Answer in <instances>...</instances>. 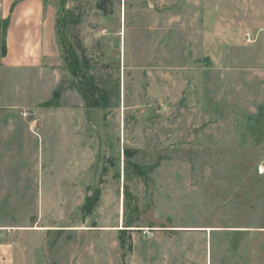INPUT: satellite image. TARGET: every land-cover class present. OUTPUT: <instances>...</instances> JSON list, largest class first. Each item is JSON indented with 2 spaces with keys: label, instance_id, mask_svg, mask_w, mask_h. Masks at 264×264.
<instances>
[{
  "label": "rangeland",
  "instance_id": "1",
  "mask_svg": "<svg viewBox=\"0 0 264 264\" xmlns=\"http://www.w3.org/2000/svg\"><path fill=\"white\" fill-rule=\"evenodd\" d=\"M45 6L72 51L0 66V228L21 229V264H264V0ZM4 31L0 0V51ZM91 77L110 106H85Z\"/></svg>",
  "mask_w": 264,
  "mask_h": 264
},
{
  "label": "crops",
  "instance_id": "2",
  "mask_svg": "<svg viewBox=\"0 0 264 264\" xmlns=\"http://www.w3.org/2000/svg\"><path fill=\"white\" fill-rule=\"evenodd\" d=\"M1 17L5 25L3 42L7 52L1 58V67L21 69L32 48L56 46L57 19L45 6V0H1ZM35 51V49H34ZM0 228V264H21V229L9 235Z\"/></svg>",
  "mask_w": 264,
  "mask_h": 264
},
{
  "label": "trees",
  "instance_id": "3",
  "mask_svg": "<svg viewBox=\"0 0 264 264\" xmlns=\"http://www.w3.org/2000/svg\"><path fill=\"white\" fill-rule=\"evenodd\" d=\"M7 24V22H5V25ZM57 34L59 37V41L62 43L63 47H64V56L66 57V52H70L72 50H69V45H67L64 41V34H63V29L61 27V25L58 26L57 28ZM66 51V52H65ZM7 52V48L5 43L3 42L1 51H0V61L1 58L3 56H5ZM64 57V58H65ZM66 59V58H65ZM1 63V62H0ZM72 63V61H71ZM83 99H84V103L85 106L87 107H99V106H104V107H108L110 106L111 102L109 101L107 94H106V89L103 87H100L96 81L93 80V78L91 77V79L87 82L84 92H83ZM131 164V166L136 167L137 165L134 163H129ZM136 173L140 174V175H146L144 169L140 168L139 170L136 171ZM106 173L103 172V174L101 175V179L103 178V176ZM126 191H128V186H126ZM101 199V193L100 190L97 189L95 191V193L93 195H89L86 197L85 202L82 206V211L84 213H91L98 205V203L100 202ZM126 223L128 224L127 226H130L129 222L126 221ZM126 229H123V232H125ZM128 239L130 237H127ZM125 240V239H124ZM132 247L131 243L129 245V249Z\"/></svg>",
  "mask_w": 264,
  "mask_h": 264
}]
</instances>
